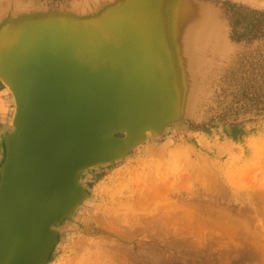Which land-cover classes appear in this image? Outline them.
<instances>
[{"label": "rangeland", "instance_id": "obj_1", "mask_svg": "<svg viewBox=\"0 0 264 264\" xmlns=\"http://www.w3.org/2000/svg\"><path fill=\"white\" fill-rule=\"evenodd\" d=\"M179 1L210 17L216 31L211 45L170 55L189 77L191 97L161 134L145 131L121 157L79 174L85 195L52 228L57 239L44 264H264V114L220 116L240 104L231 94L239 78L253 77L264 64V17L249 13L264 14V0ZM36 2L99 15L110 0ZM255 20L258 29L234 39L233 30L243 34ZM2 86L0 166L15 111ZM223 122L241 123L246 135L231 140Z\"/></svg>", "mask_w": 264, "mask_h": 264}, {"label": "water", "instance_id": "obj_2", "mask_svg": "<svg viewBox=\"0 0 264 264\" xmlns=\"http://www.w3.org/2000/svg\"><path fill=\"white\" fill-rule=\"evenodd\" d=\"M115 3V0L104 3V6L108 7L101 10L99 15L98 11H87L83 14L80 7L68 8L61 5L53 7L42 3L36 7L26 5L15 10L11 7L1 8L0 30L16 16L29 13L46 16L48 14L54 23L58 22V18L65 17L67 20L74 18L79 21L75 24L79 29H90L97 21L92 19L115 8ZM3 19H7L6 22H3ZM95 24L97 27L101 26L100 22ZM64 25H29L27 27V32L31 35L29 38H39L41 45L31 51L30 44L21 46L20 43L25 42L21 41L16 46L18 50L21 48L19 51L21 53L16 56V51L11 53L9 51L11 49H8L4 52L6 59H0V83L11 92L15 105L12 127L2 138L5 155L0 166V224L1 221L3 223L2 210L7 204L13 186V176L19 161V140L21 141L22 137L27 138L29 143V160L26 176L23 177L21 184L26 182L29 187H34L35 191L36 187L44 185L47 190L49 177L57 175V184L59 183L61 188L58 196L55 189L51 188L39 198L35 191L32 199H29L28 195L26 199L24 196L16 198V206L19 200L24 206L19 216L8 224L5 222V227L2 228L5 234L2 235L1 231L0 264H44L57 239L52 228L69 215L85 195V190L79 184V174L121 157L144 140L145 131L152 135L161 134L167 125L175 123L174 117L180 110L164 103L170 100V98L168 101L165 100L169 95H164L162 105H157L156 110H149L146 107L152 102L148 97L156 94L155 86L161 85L165 94H169L165 78L160 79L155 75L152 78L153 93L134 100L132 103L135 109L130 110L131 112L121 113L126 110L123 108L120 112H111L112 115L108 116L105 122H102V119L94 122L86 119V125L81 122L82 119L78 115L77 120L83 126L79 131H73L68 116V112H72L73 109L69 102L72 100L71 103H76L77 99H69L67 94L72 98L76 89V92L80 93L85 85L93 88L98 72L91 74L88 77L90 81L86 80V83L82 84L80 71L76 69L72 71L75 68L73 57L69 58L60 44L72 40L75 46H80L81 39H86L89 43L96 40L90 41L89 38L92 37L78 35H73L74 38L70 35H67L70 38L64 37L66 31ZM57 37L62 40L54 44ZM77 54L80 55V51ZM99 56L94 57L95 63ZM134 57L139 58L138 55ZM141 60L146 58L142 57ZM155 60L157 59L151 58L149 61ZM19 71L23 73L19 75ZM67 83L70 84L66 85ZM114 86L116 85L113 82L111 88ZM176 88L173 84L170 90ZM94 89L95 87L92 90ZM122 104L124 103H118ZM34 107L37 108L35 111ZM141 109L144 115L135 117ZM64 122L65 127L61 128L60 123ZM115 133H123L125 137L115 138ZM45 171L48 172L47 175ZM27 223H30L31 227L27 226Z\"/></svg>", "mask_w": 264, "mask_h": 264}, {"label": "bare ground", "instance_id": "obj_3", "mask_svg": "<svg viewBox=\"0 0 264 264\" xmlns=\"http://www.w3.org/2000/svg\"><path fill=\"white\" fill-rule=\"evenodd\" d=\"M115 2V8H111L100 17L92 19L93 21L97 19L95 23L99 24L100 22L101 26L97 27L93 23L91 27L94 28L90 27V29H79L75 26L79 21L74 18L68 20L65 17L62 19L58 18V22L54 23L52 22L54 21L52 20L53 18L48 14L46 16L44 14L29 13L16 16V18L11 19L0 30V59L2 60L6 59L4 52L8 49H11L9 50L11 53L16 51V56L18 53H21L19 52L21 48L19 50L16 49L17 43L21 41H25L20 43L21 46L30 44L31 51L33 48L35 49L41 45L39 38H29L31 37L30 33L27 32L29 25L45 24L49 26L65 24L64 28L66 31L64 37L70 38L67 36L70 35L71 38H74L73 35H78L81 37H92L89 38L90 41L96 40L89 43L86 39H81L80 44L78 42L80 46H75L72 40L60 44V47L64 49L68 57H73L72 60L74 61L75 68L72 71L75 69L80 71L79 73L83 80L82 84H85L86 80L89 82L88 77L98 72L93 84L94 90H92L94 87L91 88L85 85L82 87L80 93L76 92V89L72 98L67 92H64L69 99H77L76 103H71L72 100L69 102V105L73 109L72 112H68L69 122L72 125L73 131H79L83 124L86 125V119L93 122L102 119V122H105L108 116L112 115L111 112L113 111L120 112L123 108H126L121 113L131 112L130 110L135 109L132 103L134 100H137L139 97L142 99L144 98L143 95L153 93L152 78L155 75L160 79L161 77L165 78L166 87H169V94H165L161 85L155 86L156 94L155 96L150 95L148 97L149 101L152 102L148 103L149 106L146 107L149 110H156L157 105H162L164 95H169L165 100L168 101L170 98V103L169 101L168 103L164 102L166 105L174 107L181 105V108H184V104L189 99V96L191 97L192 92L191 89L186 88V85L189 84L186 79H189V77L182 74L183 69L180 66L179 58L176 57L175 59L174 57H170V55L173 50L181 49L185 54L186 50L189 52L205 43L209 42V45H211L213 39L216 37V31H213L211 18L186 8L184 5L179 4V0H115ZM7 19H3V22H6ZM55 28L62 29L63 27ZM61 40L57 37L54 44H57ZM180 42L183 43L181 47ZM79 51L80 55L77 54ZM154 54L158 57L154 56ZM98 55H100V58L95 63L94 57ZM137 55L139 58L136 57V59L134 56ZM162 56L164 57L163 60L161 59ZM142 57H145L147 61H142ZM149 58L157 60L149 61ZM131 64H134V66ZM132 67H137L143 71L139 74L128 72ZM112 81L119 87L116 86L115 88L114 86V88H111L113 85ZM68 84L70 83L66 85ZM173 84L176 87L183 84L185 89L183 88L182 90L181 87H178L170 90ZM6 89L8 90V88ZM64 90L69 91L70 89ZM120 102L124 104L118 105ZM35 106L37 107V105ZM36 107H34V111L37 109ZM139 112L135 114V117L139 118L144 115L142 109ZM73 114L75 115L73 116ZM78 115L82 119L81 122L83 124L77 120ZM60 127H65V122L60 123ZM19 142V161L13 176V186L10 196L6 206L2 210L1 218L3 219V223L1 221L0 234L2 228L5 227V222L8 224L16 219V216H19V212L24 206V203L20 200L16 206V198H20V196L23 198L24 196L26 199L28 195L29 199H32L35 191L34 187H29V184L26 182L21 184L23 177L26 176L29 160V143L27 138L25 139L24 137ZM45 172L47 175L48 172ZM57 178V175L49 177L47 190L44 185L38 186L39 188L36 187L37 198L45 192L48 193L51 188L55 189L58 196L61 188L59 183L57 184ZM28 225L31 227L30 223H27ZM4 234L5 230L4 232L2 231V235Z\"/></svg>", "mask_w": 264, "mask_h": 264}, {"label": "trees", "instance_id": "obj_4", "mask_svg": "<svg viewBox=\"0 0 264 264\" xmlns=\"http://www.w3.org/2000/svg\"><path fill=\"white\" fill-rule=\"evenodd\" d=\"M252 15H256L258 18L263 16L264 14L250 10ZM259 20L251 21L245 26V32L243 34H236L235 30L232 32V36H234L235 40H239L242 38L244 34L253 33L256 29H258ZM258 73H256L253 77L247 78L243 80V78H239L241 81L238 87L237 92L231 93L235 98V103L239 104L237 109L232 108V105L225 109V111L220 116H226L228 113L237 115L239 110H242V113H250L253 115H262L264 114V64L259 65ZM3 89V86L0 83V90ZM224 125V133L225 135L233 141H239L242 137L246 135L244 128L241 123H226L223 122ZM203 131L207 132L206 128H202Z\"/></svg>", "mask_w": 264, "mask_h": 264}, {"label": "crops", "instance_id": "obj_5", "mask_svg": "<svg viewBox=\"0 0 264 264\" xmlns=\"http://www.w3.org/2000/svg\"><path fill=\"white\" fill-rule=\"evenodd\" d=\"M31 5V7L39 6L40 3L36 2V0H0V6L1 8H9L15 10L22 6ZM3 92V90H0V95Z\"/></svg>", "mask_w": 264, "mask_h": 264}]
</instances>
